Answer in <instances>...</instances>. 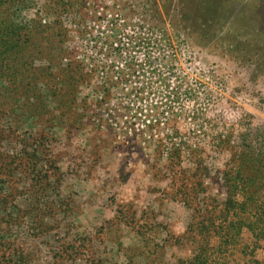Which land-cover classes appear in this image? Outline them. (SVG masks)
<instances>
[{"label":"rangeland","instance_id":"rangeland-1","mask_svg":"<svg viewBox=\"0 0 264 264\" xmlns=\"http://www.w3.org/2000/svg\"><path fill=\"white\" fill-rule=\"evenodd\" d=\"M14 3L0 152L39 164L55 210L0 215V264H194L227 168L264 154V0Z\"/></svg>","mask_w":264,"mask_h":264},{"label":"trees","instance_id":"trees-1","mask_svg":"<svg viewBox=\"0 0 264 264\" xmlns=\"http://www.w3.org/2000/svg\"><path fill=\"white\" fill-rule=\"evenodd\" d=\"M14 2L15 0H0V69L9 68L13 61L21 63L23 58L20 54L25 51L23 43L27 41L25 38H29L21 22H16ZM35 152L39 153V150L36 149ZM19 158L15 160L14 156L0 152V161H3L0 162V215L4 222L9 218L6 222L7 231L21 225L25 218L30 221L38 214L42 221L43 212L48 215L55 210L51 202L44 210L40 207L42 199L50 200L52 193L56 191L53 182L35 180L42 172L41 168H37L39 164L24 162V158ZM231 163L225 175L227 197L212 205L207 218L199 223L204 228L199 231L203 246L199 247L194 264H264V259L260 258L258 252L264 247V154L243 153ZM50 168L53 173L59 171L54 163L50 164ZM17 175L21 178H17ZM17 179L20 181L18 185L30 181L23 188L33 191L31 199L34 197V201L30 200V206H22V202H19L20 199L24 200L29 189L27 193L21 192ZM46 225L41 224V229ZM239 249L245 256L239 261H233L231 256ZM13 255L15 254H10L11 257ZM3 256L4 254L1 258ZM19 260L22 261L23 258L19 256Z\"/></svg>","mask_w":264,"mask_h":264}]
</instances>
